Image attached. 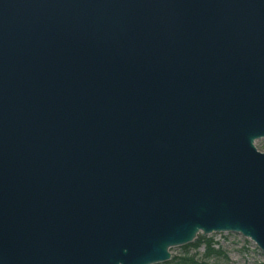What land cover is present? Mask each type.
Here are the masks:
<instances>
[{"label":"water","instance_id":"1","mask_svg":"<svg viewBox=\"0 0 264 264\" xmlns=\"http://www.w3.org/2000/svg\"><path fill=\"white\" fill-rule=\"evenodd\" d=\"M263 137L264 0H0V264L264 253Z\"/></svg>","mask_w":264,"mask_h":264},{"label":"rangeland","instance_id":"2","mask_svg":"<svg viewBox=\"0 0 264 264\" xmlns=\"http://www.w3.org/2000/svg\"><path fill=\"white\" fill-rule=\"evenodd\" d=\"M255 146L264 152V137L255 140ZM208 241L210 245L206 244ZM191 244L170 247V259L156 264H175V257L201 259L205 252L211 251L212 256L207 260L209 264H264V253L252 240L236 232L198 233Z\"/></svg>","mask_w":264,"mask_h":264},{"label":"trees","instance_id":"3","mask_svg":"<svg viewBox=\"0 0 264 264\" xmlns=\"http://www.w3.org/2000/svg\"><path fill=\"white\" fill-rule=\"evenodd\" d=\"M206 244L210 245V242L208 241ZM196 245H198V243ZM215 254H216V252H214V255ZM211 256H212V251L211 252H205L201 259H195L193 257H191V258L181 257V258L177 259V257H175L174 261H175V264L176 263L179 264V261H182L181 264H209V262L207 260Z\"/></svg>","mask_w":264,"mask_h":264}]
</instances>
